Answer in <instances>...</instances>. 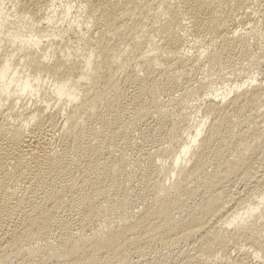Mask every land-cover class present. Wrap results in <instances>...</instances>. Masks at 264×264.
Wrapping results in <instances>:
<instances>
[{"label":"bare ground","instance_id":"6f19581e","mask_svg":"<svg viewBox=\"0 0 264 264\" xmlns=\"http://www.w3.org/2000/svg\"><path fill=\"white\" fill-rule=\"evenodd\" d=\"M0 264H264V0H0Z\"/></svg>","mask_w":264,"mask_h":264}]
</instances>
